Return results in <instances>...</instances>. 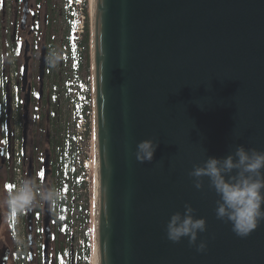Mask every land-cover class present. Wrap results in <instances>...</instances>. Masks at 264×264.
I'll list each match as a JSON object with an SVG mask.
<instances>
[{"label":"water","instance_id":"obj_1","mask_svg":"<svg viewBox=\"0 0 264 264\" xmlns=\"http://www.w3.org/2000/svg\"><path fill=\"white\" fill-rule=\"evenodd\" d=\"M93 28L99 264H264V223L238 237L216 218L207 180L197 190L188 176L238 145L264 151V0H96ZM45 71L44 48L41 83ZM147 139L159 147L139 163ZM185 204L207 221L204 253L166 237Z\"/></svg>","mask_w":264,"mask_h":264},{"label":"rangeland","instance_id":"obj_2","mask_svg":"<svg viewBox=\"0 0 264 264\" xmlns=\"http://www.w3.org/2000/svg\"><path fill=\"white\" fill-rule=\"evenodd\" d=\"M44 1L45 0H41V8L39 11L43 20L46 14H49L50 17L48 45L49 48L55 46L62 49L63 60L56 68L53 69L49 67L46 80L44 79L45 100H52V95L56 94L58 98L57 102L52 101L51 107L47 108L44 105L39 113H36V111L32 113L35 123L32 128L33 136L30 135V139L36 142L40 149V154L37 157V168L33 167V171L34 173L37 172V169L44 171V160L47 155L51 156V160L53 159L52 154L49 152L47 137L48 134L52 137L53 134H57V131H59L62 134L63 147L66 149L65 160L68 161L70 165V171L66 177L68 187L66 208L70 212V224H72L70 227L71 238L67 241L62 238L61 235L59 237L57 236L54 229L55 225L52 224L53 243L50 245L49 256L56 257V251L59 245L66 241L67 255L65 257V264H96L97 166L95 167V155L97 143L95 142L93 128V134L90 135L87 131L84 132L83 128L80 130L78 127L82 119L84 125L89 122L90 117H92L91 121L94 119L95 106L92 104V111H90L91 105H89L87 97L88 73L84 60L85 57L81 56V64H75L74 61L77 54L72 53L68 47L67 38L71 36V19L69 17L68 0H50L49 10ZM43 32L44 30L41 31V33ZM82 38L83 36L81 39ZM40 45L39 55H41L43 47L46 45L42 36ZM11 67L13 69L10 71V76L13 86L16 77L14 66ZM38 68L39 63L33 68L37 87L39 86ZM55 89H57V91H54ZM34 110H37V107H35ZM23 114L18 116V118H21ZM55 115L54 123L52 120ZM15 118L16 117L13 118L12 122L14 123V129H16ZM17 137L21 139L19 130L17 132ZM17 139L18 138H16V147L18 146ZM68 140H70V146H66L64 143L65 141L68 142ZM66 154H68V157ZM27 165L26 171L24 168L22 169L19 163H17L15 167L11 165V167L5 168L1 181L13 180V177L15 180L17 176L24 174L29 175L31 165L28 161ZM49 179L53 182L55 181L54 177H51V175L48 176L47 181ZM92 180L94 185L92 184ZM89 213L91 215L90 218ZM45 218L46 215L43 213V230L45 227ZM23 231L27 233L25 225ZM41 238L44 243L46 238L44 232L42 237L40 236V239ZM88 253H90V256H88Z\"/></svg>","mask_w":264,"mask_h":264},{"label":"clouds","instance_id":"obj_3","mask_svg":"<svg viewBox=\"0 0 264 264\" xmlns=\"http://www.w3.org/2000/svg\"><path fill=\"white\" fill-rule=\"evenodd\" d=\"M15 49L9 48L0 53V69L16 64ZM50 68H56L63 60V51L50 47L46 55ZM159 144L152 139L139 142L134 153L139 163H151ZM194 187L203 190L205 180L215 192L216 218L232 226V231L240 238L248 237L264 223V151L248 149L243 145L225 157L208 156L200 164L193 166L188 173ZM11 191H0V216L11 225L13 243L23 252L35 243V232L27 235L20 225L22 218L39 210L58 216L65 200L63 185L49 179L44 182L36 174L17 176L11 182ZM207 231L205 218H197L196 209L190 204L184 205L183 212L171 215L165 228L166 237L173 243L187 239L190 247L199 253L207 250V242L199 240V235Z\"/></svg>","mask_w":264,"mask_h":264},{"label":"flooded vegetation","instance_id":"obj_4","mask_svg":"<svg viewBox=\"0 0 264 264\" xmlns=\"http://www.w3.org/2000/svg\"><path fill=\"white\" fill-rule=\"evenodd\" d=\"M44 3L47 4L49 10L50 0H45ZM40 8L41 0H0V53L6 52L9 48L16 50L17 47H20V54H16L17 60L14 65L16 80L13 86L10 76V71L13 68L6 66L0 69V79L3 80V83L0 84V191L5 190V186L14 181V177L13 180L10 179L9 181L4 177L6 181H1L5 168L11 167V165L15 167L19 163L22 169L24 168L26 171L28 167L27 161L31 165V168H37V157L40 154V149L39 145L30 139V135L33 136L32 128L35 123L32 113L33 111L39 113L44 105L47 108L52 105L51 99L50 101L49 99L45 100V81H43L42 86L39 79V86L37 87L35 72L33 71L34 66L39 63V58L41 57L39 55L41 36L46 42V45L43 47L46 48V53L49 49L48 30L50 17L49 14H46L43 20L40 15ZM42 30H44L43 33H41ZM18 42H22V44ZM25 64L29 67V74L24 85L22 83V77ZM48 72L49 66L47 64L45 80ZM29 94L31 103L28 108L29 115L25 119V114L23 113H25V107H27V96ZM35 107H37V110H34ZM22 114L23 116L18 118ZM14 117H16V129H14V123H12ZM18 130L21 133V139L17 137ZM49 137L48 134V147L50 143ZM16 138H18L17 147ZM4 141H7V143H4ZM40 172L43 171L37 169L35 175ZM50 175L52 177L53 170ZM42 216L43 213L39 210L35 211V219L31 225V234L35 232V243L23 251V255L27 257L28 264H57L56 257L49 255L48 261L45 262V242L43 243L42 238L40 239V236L42 237L44 232ZM20 224L25 225L26 234L29 235L27 215L22 218ZM52 224L55 225V216L52 218ZM24 225H17L16 227L24 230ZM13 230V225L5 222L2 216H0V264H18L19 251L13 243L11 236V231ZM31 251H33L32 258Z\"/></svg>","mask_w":264,"mask_h":264},{"label":"trees","instance_id":"obj_5","mask_svg":"<svg viewBox=\"0 0 264 264\" xmlns=\"http://www.w3.org/2000/svg\"><path fill=\"white\" fill-rule=\"evenodd\" d=\"M91 0H84V11H85V31H84V36L82 38V41L79 43L80 46L84 48L85 51V63H86V68H87V73H88V102L89 105H91L90 111H92V16H91ZM69 45V44H68ZM71 50V52H74V47L69 45L68 46ZM56 87V86H55ZM54 91H57L55 89ZM57 96L56 94L52 95V100L53 102H57ZM56 115L53 116V122L55 123ZM92 122H89L88 124V133L92 135ZM63 140H62V134L57 131V134H53L52 137L50 136V152L53 156L52 159V170H53V177L55 179L54 182H59L60 184L63 185L64 189V194H65V200L62 202V207L60 209L59 215L55 216V231L57 236L59 237L60 235L62 238H64L66 241L70 240V227L72 224H70L71 220V215L69 214V210L66 208L67 205V192H68V187H67V175L69 174L70 171V165L69 162L65 160V152L66 149L63 147ZM66 146H70V140L64 142ZM68 157V154H66ZM92 184L93 180H92ZM91 217L89 213V218ZM87 219V217H86ZM91 239V237H90ZM66 241L61 243L56 251V262L57 264H65V257L67 255V246H66ZM90 253L91 250L89 249ZM90 253H88V256H90ZM28 264V263H27Z\"/></svg>","mask_w":264,"mask_h":264},{"label":"bare ground","instance_id":"obj_6","mask_svg":"<svg viewBox=\"0 0 264 264\" xmlns=\"http://www.w3.org/2000/svg\"><path fill=\"white\" fill-rule=\"evenodd\" d=\"M95 1L96 0H91V7H90V11H91V14H92V16H93V21H94V16H95ZM94 24H93V26H92V34L94 33ZM44 49V48H43ZM46 49V48H45ZM42 54V53H41ZM46 55H47V53H46ZM41 58V57H40ZM25 66L26 67H28L26 64H25ZM25 66L23 67V76H24V68H25ZM39 68H40V62H39ZM39 68H38V71H39ZM46 72H47V60H46V71H45V76H46ZM29 74V67H28V72H27V75ZM26 75V76H27ZM39 79H40V72H39ZM44 79H45V77H44ZM44 79H43V81H44ZM26 81H27V79H26ZM40 82H41V80H40ZM22 83H23V77H22ZM24 84V83H23ZM41 85L43 86V83H41ZM41 91H42V88H41ZM94 91H95V88H94ZM31 98V97H30ZM84 123V122H83ZM93 132H94V138H95V142H96V140H97V138H96V130H93ZM92 132V133H93ZM96 176H97V178H96V183H97V198H96V211H97V215H96V224H97V232H96V236H95V247H96V249H95V256H96V264H99V262H100V260H99V244H98V213H99V194H98V186H99V181H98V171H97V174H96ZM55 229V228H54ZM51 232H52V223H51ZM27 257L24 259H22V261H21V264H27ZM94 261V262H95Z\"/></svg>","mask_w":264,"mask_h":264},{"label":"built area","instance_id":"obj_7","mask_svg":"<svg viewBox=\"0 0 264 264\" xmlns=\"http://www.w3.org/2000/svg\"><path fill=\"white\" fill-rule=\"evenodd\" d=\"M75 5L76 6V21L78 23V29L75 31L76 34L78 35V38H80V35L83 33L84 31V15H83V8H82V0H78L76 3L75 2H71V6ZM79 129L82 130V127L84 126L83 121H81V123H79Z\"/></svg>","mask_w":264,"mask_h":264},{"label":"snow or ice","instance_id":"obj_8","mask_svg":"<svg viewBox=\"0 0 264 264\" xmlns=\"http://www.w3.org/2000/svg\"><path fill=\"white\" fill-rule=\"evenodd\" d=\"M18 43L22 44V42H18ZM15 51H16V54L19 55L20 54V47H17V49ZM2 83H3V80L0 79V84H2ZM4 143H7V141H4ZM38 175L41 177L42 180L44 179V173L43 172L38 173ZM5 187L7 190L11 191L14 186L12 184H9V185H6ZM14 224H15V221H13V225ZM93 231H94V229H93Z\"/></svg>","mask_w":264,"mask_h":264}]
</instances>
